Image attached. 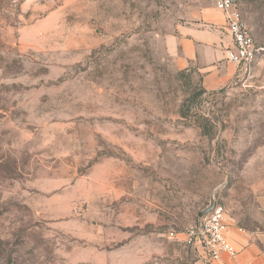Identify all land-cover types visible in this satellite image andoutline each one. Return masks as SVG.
I'll use <instances>...</instances> for the list:
<instances>
[{
	"label": "rangeland",
	"instance_id": "374dc122",
	"mask_svg": "<svg viewBox=\"0 0 264 264\" xmlns=\"http://www.w3.org/2000/svg\"><path fill=\"white\" fill-rule=\"evenodd\" d=\"M215 2L0 0V264H198L213 192L257 228L264 0L235 2L256 53L227 87L168 50Z\"/></svg>",
	"mask_w": 264,
	"mask_h": 264
},
{
	"label": "crops",
	"instance_id": "0c3cea01",
	"mask_svg": "<svg viewBox=\"0 0 264 264\" xmlns=\"http://www.w3.org/2000/svg\"><path fill=\"white\" fill-rule=\"evenodd\" d=\"M169 53L176 56L179 68H192L200 76L201 88L214 92L227 87L238 75L240 66L228 61L234 52L225 18L219 11L203 15L198 24L180 27L170 37ZM255 230L229 225L225 236L236 251L234 257L222 254L215 262L201 258L198 264H264V197L257 206Z\"/></svg>",
	"mask_w": 264,
	"mask_h": 264
},
{
	"label": "built area",
	"instance_id": "2783aa9c",
	"mask_svg": "<svg viewBox=\"0 0 264 264\" xmlns=\"http://www.w3.org/2000/svg\"><path fill=\"white\" fill-rule=\"evenodd\" d=\"M215 7L225 18L226 28L235 49L230 53L228 61L240 65L253 60L256 46L243 23L235 0H216ZM228 226V218L224 209L215 205L208 215L198 219L188 228L186 236L201 251L205 261L215 262L220 259L222 254L229 257L236 255V251L225 236Z\"/></svg>",
	"mask_w": 264,
	"mask_h": 264
},
{
	"label": "water",
	"instance_id": "95a60500",
	"mask_svg": "<svg viewBox=\"0 0 264 264\" xmlns=\"http://www.w3.org/2000/svg\"><path fill=\"white\" fill-rule=\"evenodd\" d=\"M214 206H215V192H213L210 196L209 205L197 213V219H202L206 215H208L214 209Z\"/></svg>",
	"mask_w": 264,
	"mask_h": 264
},
{
	"label": "trees",
	"instance_id": "16d2710c",
	"mask_svg": "<svg viewBox=\"0 0 264 264\" xmlns=\"http://www.w3.org/2000/svg\"><path fill=\"white\" fill-rule=\"evenodd\" d=\"M235 2H236V0H235ZM200 92H201V94H209V93H211V92H208V91H206V90H204L202 88H201ZM197 221H198V219L195 222H197Z\"/></svg>",
	"mask_w": 264,
	"mask_h": 264
}]
</instances>
